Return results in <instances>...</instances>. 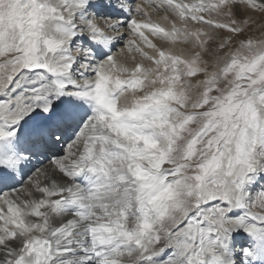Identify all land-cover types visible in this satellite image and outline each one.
<instances>
[{
    "label": "snow or ice",
    "instance_id": "6c2138e0",
    "mask_svg": "<svg viewBox=\"0 0 264 264\" xmlns=\"http://www.w3.org/2000/svg\"><path fill=\"white\" fill-rule=\"evenodd\" d=\"M0 264H264V0H0Z\"/></svg>",
    "mask_w": 264,
    "mask_h": 264
}]
</instances>
